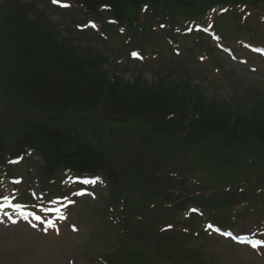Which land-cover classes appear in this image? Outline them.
<instances>
[{"label": "trees", "instance_id": "trees-1", "mask_svg": "<svg viewBox=\"0 0 264 264\" xmlns=\"http://www.w3.org/2000/svg\"><path fill=\"white\" fill-rule=\"evenodd\" d=\"M69 1L65 10L44 2L68 17L52 22L31 3L0 0V166L17 154L42 156L38 177L52 195L65 193L67 174H101V214L118 232L114 249L92 257L100 264H214L193 243L207 233L188 207L216 221L264 223V95L210 99L195 68L203 63L188 64L205 53L223 70L224 58L191 25L217 23L225 9L247 38L264 42L244 16H264V0ZM88 20L132 48L156 30L195 43L174 55L181 71L127 79L73 44L71 25ZM131 65L150 62L128 56Z\"/></svg>", "mask_w": 264, "mask_h": 264}, {"label": "rangeland", "instance_id": "rangeland-1", "mask_svg": "<svg viewBox=\"0 0 264 264\" xmlns=\"http://www.w3.org/2000/svg\"><path fill=\"white\" fill-rule=\"evenodd\" d=\"M25 1L36 6L38 10L45 11L52 22L64 20L60 19L58 14H54L53 10L45 8V0H23V2ZM246 17V22L257 29L263 23V18L260 15L247 14ZM65 20H68V17ZM220 29L232 32V34L224 35L218 30L224 38H222L221 42L231 46L233 53L238 56V59L234 60L230 55L223 52L225 69L222 71H217L215 65L210 61H206L204 66L195 67V62L192 60L188 66H194L200 74L205 75L208 73V78L205 80L207 88H205L204 83L203 88L210 99L215 98L234 103L233 98L238 96H251L254 98L259 95L263 96L264 59L258 56L263 61L258 60L249 49L241 46L239 39L242 36L239 33V29H237L234 22L229 21L228 16L221 22ZM94 30H90V32H74L76 36L72 38V42L75 47L95 52L99 58L104 59V63L110 70L123 71L127 79H133L138 72H144L142 79L151 83L155 79L156 81L158 80V75L175 74V72L181 71L180 69L183 67L178 58L172 57L166 51L162 59L147 68L136 67V65L123 67L125 62L124 55L128 51L123 52L122 49L120 54L123 44L122 37L117 38V40L115 38L103 40L95 36ZM97 32L101 33V30ZM263 33L264 25L259 31V34ZM182 40L186 46L191 44V39H183L182 37ZM212 43L216 46L213 41ZM146 48L147 50L151 49L150 45ZM178 49L181 50L179 46ZM147 54L150 55L151 53ZM240 57L246 58V62L240 61ZM199 59L200 61L202 60L201 57ZM125 69H128L126 74L124 72ZM26 181L27 179L20 187L30 186L35 193L44 190L37 181L30 183H26ZM99 185V187H103V183ZM94 196L93 194L90 198L97 200ZM97 207L99 205L79 199L73 207L70 216V223L76 225L77 231L71 230L69 223H67L65 224L66 226L62 227L64 230L61 236H56L50 231L47 234H43L42 229H35L33 223H28L27 221L12 226L1 223L0 264H94L91 261L85 262V255L107 252L116 246V233L109 228H105L101 218L97 215L99 214L96 211ZM233 230L238 233L254 231V225L247 219L242 218L236 223ZM94 232L95 234L93 235ZM42 236H51L55 239ZM193 243L195 246L202 248V251H205L207 257L215 264H264L263 246H259L257 249H250L246 246L236 245L230 240L217 238V236H200Z\"/></svg>", "mask_w": 264, "mask_h": 264}, {"label": "snow or ice", "instance_id": "snow-or-ice-1", "mask_svg": "<svg viewBox=\"0 0 264 264\" xmlns=\"http://www.w3.org/2000/svg\"><path fill=\"white\" fill-rule=\"evenodd\" d=\"M53 2H54V3H56V2H57V0H53ZM133 55L135 56V55H136V53H133ZM36 219H38V220H39V219H41V218H40L39 216H37V217H36ZM13 222H15V221H13ZM209 227H211V225H209ZM261 244H264V241H257V242H256V244H255V245H253V247L260 246Z\"/></svg>", "mask_w": 264, "mask_h": 264}]
</instances>
